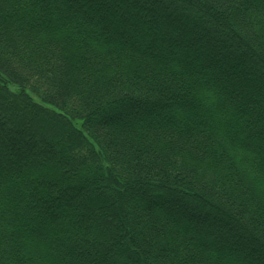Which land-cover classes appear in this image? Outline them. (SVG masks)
<instances>
[{
	"label": "trees",
	"instance_id": "1",
	"mask_svg": "<svg viewBox=\"0 0 264 264\" xmlns=\"http://www.w3.org/2000/svg\"><path fill=\"white\" fill-rule=\"evenodd\" d=\"M0 264H264V0H0Z\"/></svg>",
	"mask_w": 264,
	"mask_h": 264
},
{
	"label": "rangeland",
	"instance_id": "2",
	"mask_svg": "<svg viewBox=\"0 0 264 264\" xmlns=\"http://www.w3.org/2000/svg\"><path fill=\"white\" fill-rule=\"evenodd\" d=\"M178 20H176V19H174V18H169L168 19V23H175V22H177ZM12 87H14L13 85H12ZM76 122H77V124H79V121L78 120H76Z\"/></svg>",
	"mask_w": 264,
	"mask_h": 264
}]
</instances>
